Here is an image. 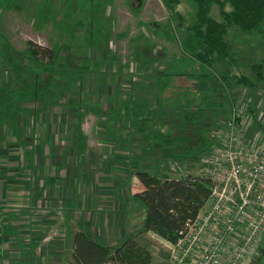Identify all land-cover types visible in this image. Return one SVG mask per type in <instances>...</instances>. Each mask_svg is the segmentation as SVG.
I'll list each match as a JSON object with an SVG mask.
<instances>
[{
    "label": "rangeland",
    "instance_id": "rangeland-1",
    "mask_svg": "<svg viewBox=\"0 0 264 264\" xmlns=\"http://www.w3.org/2000/svg\"><path fill=\"white\" fill-rule=\"evenodd\" d=\"M180 1L181 4L178 9L183 15L185 23L178 27L181 20L172 12L169 0H108V4L102 13V23L109 28L108 35L100 40L98 44H95L94 47H87L80 41L72 39L64 23L61 22L62 25L58 24L63 19L64 9L71 0H16L0 5V30L10 40L16 50L15 56L19 60H25L22 53L25 51L27 41H33L46 49L58 50L60 53L58 64L60 66L65 58L64 46L71 47L72 52L82 57L83 63L87 60L85 61L87 66L83 73L86 78L83 87L74 88V94L66 97L62 106L61 104L45 106L38 100H23L19 103V112H21L18 116L20 118H18L20 120V134L32 136L36 142H34L33 148H30L34 151L31 153L33 154L31 160L34 163L28 165L24 172L21 171L22 173H16L15 175L12 173L10 176L12 179L14 178L13 180L10 179L12 182L7 186H1L0 195H2V190L5 192L9 188L6 194L8 201L6 200V202L0 204L5 209L3 211L27 210V218L23 220L32 226L50 210V208L43 207L41 202L36 203V189L38 192L45 193L46 196L50 192H54V198H57L56 194L58 192L56 189H58L60 183L61 190L63 189L62 192L65 193L68 188L67 192L72 193V190L75 189L73 184L82 179V176H87V183H78L79 186H76L75 189L76 193L81 190L80 194H86L85 196H87L89 193L99 191L102 194V201H107L109 196L113 194L112 189L115 188V194L120 192L122 196H126V189L129 187L131 188L128 190L129 193L131 190H137L138 187L143 188L140 181H134L135 171L138 170H148L156 175H168L172 178H180L188 174L203 176L202 158L209 155L212 149L207 151L205 148V154L199 157H174L169 151L162 148L163 145H158L156 142L152 143L142 131L138 129V132L135 128L137 120H134V122L132 119L130 121L126 120V125L123 124L122 126L121 122L125 118L124 109L129 110L131 106L117 105L115 97L119 74L121 77L120 100L129 102L128 100L131 99L136 101L137 104L150 102L155 105L157 74L164 70V67L169 65L178 54L192 53L193 49L188 47V43L185 41L186 33L183 30L191 14V7L187 4V0ZM45 7L52 8V11L56 13L53 16L54 18L41 17L39 12L45 10ZM83 17V14L77 12L73 15V21ZM213 17L217 20L221 19L217 7L214 8ZM230 39L233 43V51L241 56L244 67H249L252 63L260 61L264 57V39L259 33H237L235 36H230ZM191 43L192 41L189 44L191 45ZM144 54L149 55L148 57L151 59L145 58ZM113 55L119 58V62L109 63L107 67L97 72L104 74V83H96L94 81L95 74L91 71L93 69L91 59L101 60ZM158 56L160 60H157ZM218 66L220 65L218 64ZM245 70V74H254L248 68H245ZM31 73L34 77L35 73ZM4 78L15 79L16 74L10 66L2 63L0 64V81ZM177 83V79L173 80L174 85ZM245 84L247 85V83ZM18 85L19 82L16 80L15 86ZM259 88L260 94L264 96V82L259 84ZM169 93L170 89L165 91L163 97L168 96ZM82 104L96 105L104 112L99 114L84 112L81 108ZM262 105V107L256 108L255 106L254 109L250 110V115L253 118L252 126L261 132L258 134L259 131H257L258 135L256 134L254 138L249 139L252 142L259 141L258 143H260L264 140V132H262L264 131V120L261 119L263 123L257 121L258 114H264L263 102ZM227 117H229V114L226 116L222 113L219 120L221 118L225 120ZM262 117L264 118V115ZM37 118L40 119L41 124H39ZM257 123L261 127H258ZM4 128L6 130V126ZM78 128H81L84 132V145L77 136ZM148 128L150 129L149 126ZM222 128L226 129L224 126ZM163 129L165 130L166 127ZM8 132L10 133V130ZM8 134L0 136V159L4 157L6 158L5 162H9L11 165H20L23 162L21 156L23 148L9 150L2 147L4 141L7 140L8 142L9 138H14L12 133ZM42 136L48 144L55 137L59 146L71 145L77 148V150H74V154L75 158H78L80 170L76 177L74 168L71 170L55 169L43 165L39 175L34 171L35 164L39 165L41 160H44L43 153L37 154L38 144H40ZM174 139L184 140V137H175ZM153 148L154 150H161L162 153L153 155L151 151ZM45 150L49 152L50 148L46 145ZM82 157L86 162L84 165ZM69 173L74 176L72 178L73 182L66 184ZM130 174L132 177L129 179ZM216 185L218 190H221L224 184L217 182ZM93 189L95 190L93 191ZM228 193L229 191L226 195ZM258 193L262 196V200H257L258 205L264 204V180L262 185L250 196L255 209L257 204L255 203V196ZM63 201V203L58 202V207H55V211L53 210L54 212L51 213V215H57L55 221L59 220L52 227L54 231L52 236L50 235L51 239L55 236L54 233L61 228L60 222L63 221L61 216L65 214L64 211L69 210V208L66 209L68 207L67 200ZM210 203L211 201L207 205L209 206ZM224 204H226V200ZM113 205L114 208H118V205ZM131 207L136 208V210L128 218L131 226L136 227L139 224L141 209L134 201H132ZM258 209L264 211V205H260ZM82 210L83 208L75 209L72 215L80 217ZM248 210L253 216L254 208L250 207ZM145 214L146 211L144 210V217ZM140 239L142 242L149 244L155 261L162 263L166 261L169 255L166 241L145 235L141 236ZM254 245L255 249L253 250L251 264H264V232L261 233L260 238L257 239Z\"/></svg>",
    "mask_w": 264,
    "mask_h": 264
},
{
    "label": "trees",
    "instance_id": "trees-1",
    "mask_svg": "<svg viewBox=\"0 0 264 264\" xmlns=\"http://www.w3.org/2000/svg\"><path fill=\"white\" fill-rule=\"evenodd\" d=\"M9 1L16 0H0V5ZM107 1L71 0L58 24L64 23L72 39L94 47L108 35L109 28L102 23ZM169 2L172 12L181 20L178 27L182 26L185 20L178 9L181 1ZM187 4L191 7V14L183 30L188 47L194 51L178 54L157 74L155 105L120 100L119 74L115 89L117 105L131 106L129 110L124 109L125 118H128L123 121L137 120L135 128H140L147 139L163 145L162 148L174 157L182 158L199 157L205 154V148L210 150L205 124L210 115L216 111L228 114L230 100L240 96V88H256L264 82V57L249 66L253 77L245 74L242 58L233 51L230 39L237 33H259L264 39V0H187ZM215 7L220 20L213 17ZM45 8L39 12L41 17L54 18L56 13L52 8ZM77 12L84 17L73 21ZM64 51V62L60 66L58 50L27 41L22 53L25 60L21 61L15 56L16 50L10 40L0 30V64H7L16 74L15 79L0 81V129L6 126L17 131L21 101L38 100L45 106L60 105L66 97L74 94V88L83 87L87 60L83 63L82 57L72 52L69 46H64ZM148 56L146 54L145 58L151 59ZM157 60H160L159 56ZM115 61L119 62L115 55L101 60L91 59L96 83H104V74L97 72ZM31 72L35 73L34 77ZM176 79L178 83L174 85ZM16 80L18 86H15ZM168 89L170 93L163 97ZM81 108L84 112H104L93 104H82ZM248 110H251L250 103ZM175 137H184V140ZM151 151L153 155L162 153L154 148ZM135 175L143 190L134 197L146 209L139 233L126 238L118 246H110L99 242L88 228L79 225L73 234L74 264H164L155 261L149 244L142 242L140 237L151 232L166 242L176 243L197 218L212 192L211 180L203 176L188 174L172 178L148 170H138Z\"/></svg>",
    "mask_w": 264,
    "mask_h": 264
},
{
    "label": "crops",
    "instance_id": "crops-1",
    "mask_svg": "<svg viewBox=\"0 0 264 264\" xmlns=\"http://www.w3.org/2000/svg\"><path fill=\"white\" fill-rule=\"evenodd\" d=\"M245 68L249 69V67ZM240 89L241 92L237 90L238 92H240L239 95H242L245 99H247V101L250 103L251 109H254L255 106L256 108H259V106H263L262 102L264 104V96L260 94L261 91L259 86L250 89L247 87H242ZM62 105L63 104H61V106ZM227 113L229 114V109ZM261 114L264 115L263 113ZM261 114H258V119L260 121L261 119L264 120ZM219 117V111L212 113L210 115V120L206 125V136L210 141V149H212L216 145L221 144L223 140L220 131L221 126L219 127L223 119L221 118L219 120ZM37 119L39 122L40 119ZM40 122L39 124H41ZM125 122L126 120H122V126L123 124L126 125ZM19 126L20 123L18 125L17 131L10 129L9 127H6V130L4 127L0 129V136H6L9 133L8 130H10V133L14 135V138H9L8 142L7 140L4 141L5 143L2 146L4 147V149L7 148L11 150L13 148H23V153L21 155L23 158V162L20 165L18 164L13 166L11 165V163L5 162L6 158L4 157L0 159V189L1 186H7L10 182H12L10 181V179H12V177H10L12 173L15 175L16 173H20L21 171L24 172L28 165H33L34 163H32L31 160L33 155L31 153H33L34 151H32V149L30 148H33L35 141L32 136L21 135V129L19 128ZM139 130L141 131L140 128ZM257 131L259 130L255 129L254 126L250 127L248 129V132L246 133L245 139L249 140L251 137L254 138V136H256L257 134ZM130 132L132 131L130 130ZM259 133L261 132L259 131L258 134ZM77 136L84 145L85 135L81 128L77 129ZM44 139L45 138L43 136L40 139L37 154L39 155L43 153L45 161L41 160L39 165L35 164L34 171H36V173H38L39 175V172L41 173L43 165L47 168L52 167L55 169L62 168L71 170L72 168H74L76 177L80 170L78 166V158H75L74 154V150H77V148H74L71 145H67L66 147L59 146V144H57L56 142L55 137L54 139H51V142H49V144L46 143ZM46 145L50 148L49 152H46L45 150ZM82 161L84 165L86 162L83 157ZM35 163L37 162L35 161ZM84 175L86 176V174ZM73 177L74 176H71V174L69 173L66 178V184H71V182H73ZM128 177L130 179L132 177L131 174ZM59 178L61 179L60 176ZM86 178L87 176H82V179H79V181L77 180V182L73 184L74 188L76 189V186H79L78 183L86 184ZM134 178V181L138 180L136 175L134 176ZM75 189L72 190V193H68L67 188V191L64 193L62 192L63 189L61 190L60 183L58 189H56V191L58 192V194H56L57 198H54V192H50V194L46 196L45 193L38 192V190L36 189V203L39 204L41 202L43 204V207L50 208V210H52H49V213L40 217V220L32 226L28 224L27 221L23 220L24 218H27V210L20 209L19 211L5 212L3 211L5 209H3L2 205H0V264H74L72 256L73 234L79 229V225H83L88 228L94 238H96L99 242L110 246H118L126 238L132 235H136V233L141 230L144 223V220L142 221V219H145L143 214L144 210L146 211V209H144L145 207L140 204V202L134 197V195L138 192H141L143 188L138 187L137 190H131V192L129 193L128 190L131 189L129 187L126 189V196H122L120 192H117L115 194L116 188L112 189L113 194L112 196H109L107 201H102V194L99 193V191H94L95 189H93L94 193H89L87 196H85L86 194H80L81 190L79 191V193H76ZM8 191L9 188H7L5 192L4 190L1 191L2 195H0V204H2V202H6V200L8 201V196H6ZM114 199H116V201H114ZM63 200H67L66 204L68 207H66V209L69 208V210L64 211L65 214L61 216V218L63 219V221L60 222L61 228L54 233L55 236L51 239L50 235L52 236L54 231L52 227H54V225L59 221H55V216L57 215H51V213L55 211V207H58V202H62ZM132 201L137 202L138 206H140L141 209V216L138 222L139 224H137L136 227L131 226L130 220L128 218L131 217L136 210V208L131 207ZM113 204L118 205V208H114ZM82 208L83 210L80 213V217L77 215H72V212H74L75 209ZM144 235L147 237H156L163 241V239L159 238L157 235L151 232H148ZM48 237H50V239H48Z\"/></svg>",
    "mask_w": 264,
    "mask_h": 264
},
{
    "label": "built area",
    "instance_id": "built-area-1",
    "mask_svg": "<svg viewBox=\"0 0 264 264\" xmlns=\"http://www.w3.org/2000/svg\"><path fill=\"white\" fill-rule=\"evenodd\" d=\"M230 101L229 117L221 121L223 140L202 158L211 195L181 238L167 242L169 255L164 264L252 263L254 243L264 232V211L258 209L264 204L257 203L262 196H255L256 209L250 198L264 180V140L245 139L253 123L247 99L241 95ZM217 182L224 184L221 190ZM250 207L255 210L253 216Z\"/></svg>",
    "mask_w": 264,
    "mask_h": 264
}]
</instances>
